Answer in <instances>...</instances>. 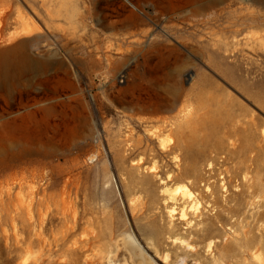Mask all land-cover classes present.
Wrapping results in <instances>:
<instances>
[{"label": "rangeland", "instance_id": "374dc122", "mask_svg": "<svg viewBox=\"0 0 264 264\" xmlns=\"http://www.w3.org/2000/svg\"><path fill=\"white\" fill-rule=\"evenodd\" d=\"M149 1L0 0V264H264V0Z\"/></svg>", "mask_w": 264, "mask_h": 264}, {"label": "bare ground", "instance_id": "6f19581e", "mask_svg": "<svg viewBox=\"0 0 264 264\" xmlns=\"http://www.w3.org/2000/svg\"><path fill=\"white\" fill-rule=\"evenodd\" d=\"M142 1V0H140ZM151 1V0H150ZM149 1V2H150ZM157 1V0H156ZM177 1V0H176ZM201 0H189L186 3H184L182 5V8L187 7V6H192V5H197ZM144 2V1H143ZM159 2V1H158ZM175 2V1H174ZM203 2V1H202ZM217 2V1H216ZM215 2V3H216ZM160 3V2H159ZM201 3V2H200ZM156 4V3H155ZM209 4V3H208ZM212 4V2H211ZM218 4V3H217ZM155 6V5H154ZM176 6V5H175ZM206 7V6H205ZM156 8V7H154ZM190 8V7H189ZM199 8V7H198ZM197 8V9H198ZM195 9V8H194ZM204 9V8H203ZM160 10V9H159ZM205 10V9H204ZM163 11V10H162ZM199 12V10H197ZM161 12V11H160ZM203 12V11H202ZM158 13V12H157ZM201 13V11H200ZM199 13V14H200ZM190 14V12H189ZM197 14V13H196ZM57 63L54 61V59H47L44 61H37L33 58H30L29 56H27L26 54H17L15 52L9 51V52H5V53H1L0 54V91H5L8 94V97L10 98V102L6 103V108L1 107L0 108V115L3 114L4 112H6L7 109H15L17 106L19 105H24L22 104V100H19V103L16 101V89L19 85L23 84L24 82H27L28 80H30L33 77H36L40 74H45L50 68H52L53 66H55ZM66 73V72H65ZM67 81V80H66ZM62 82V81H60ZM70 83V80H69ZM68 83V84H69ZM65 84V83H64ZM59 90V89H58ZM73 91V90H72ZM29 92V91H28ZM67 92V91H66ZM30 93V92H29ZM34 94V99L33 101H37L39 99H44V100H49V99H55L59 97V94L57 91L55 92H47L45 90H40L38 92H34L32 93ZM61 94V93H60ZM57 100V99H56ZM57 104L58 102L56 101L55 103H50V104H46L42 107H39L38 110L40 112V114H42L43 116L49 118V117H53L52 112H54L57 108ZM26 116H28V114H21L19 116H14L10 119L11 123H16V121L19 119L24 120L26 118ZM44 117V118H45ZM46 118V119H47ZM24 144V143H23ZM54 150L52 151H48L47 154L45 155H50L51 153H53ZM35 155L34 152H32L30 149H28L27 147L19 145V143L17 141H15L13 139V141L11 142V145H9V147L6 148H0V161L1 162H5V161H10L12 164H15V167L18 163H26L27 160L32 156ZM90 157H93V155H91ZM89 157V160L92 159ZM175 159L177 161V168H179V160L178 157L175 156ZM5 164V163H4ZM3 164V165H4ZM143 164V163H142ZM6 165V164H5ZM8 166L10 167V164H8ZM137 166V165H136ZM135 166V167H136ZM142 166V165H141ZM13 167V165H12ZM153 168V167H152ZM17 169V168H16ZM5 170V169H4ZM26 170V169H25ZM29 170V169H28ZM17 171V170H15ZM151 172V171H150ZM15 173V172H14ZM18 173V172H17ZM156 173V172H155ZM21 174V173H20ZM17 175V174H16ZM24 176V174H23ZM157 176V175H155ZM13 177V176H12ZM177 176H173V175H168L167 176V181H163V189H162V193H165L168 195V197L170 199H172V192L169 191L168 187V183L172 182L176 179ZM25 178V176H24ZM21 181V180H20ZM184 192V189H179L176 188L174 190V192ZM166 196V195H165ZM2 197V196H1ZM78 196H76L75 198H77ZM167 197V200H169V198ZM3 199V197H2ZM165 199V197H164ZM8 202V201H7ZM9 204V203H8ZM11 204V202H10ZM3 206V205H2ZM30 206V205H29ZM1 207V206H0ZM4 207V206H3ZM2 207V208H3ZM10 207V206H9ZM28 207V206H27ZM6 209V208H5ZM4 209V210H5ZM84 209V208H83ZM17 210V209H16ZM85 210V209H84ZM87 210V209H86ZM5 211H3L2 213L4 214ZM13 212V211H12ZM171 213L173 212V209L170 211ZM7 213V212H6ZM18 213V212H17ZM90 213V212H89ZM8 215H9V211H8ZM65 215V213H64ZM4 216V215H3ZM182 217H184L183 213L181 215ZM1 217V216H0ZM170 221L173 222V217L172 214H170ZM4 218V217H3ZM70 219V218H69ZM1 220V219H0ZM12 220V219H11ZM14 220V218H13ZM79 222V215L77 212H74V227L78 224ZM1 223V221H0ZM15 223V221H14ZM13 223V224H14ZM2 225V224H1ZM14 226V225H13ZM71 227V226H70ZM70 230V229H69ZM70 232V231H69ZM28 244V243H27ZM181 264V261L178 263Z\"/></svg>", "mask_w": 264, "mask_h": 264}]
</instances>
